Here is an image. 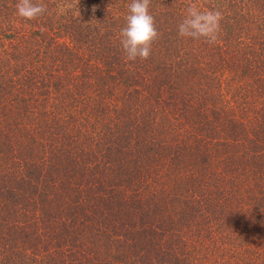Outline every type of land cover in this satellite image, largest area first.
<instances>
[{
  "label": "trees",
  "instance_id": "obj_1",
  "mask_svg": "<svg viewBox=\"0 0 264 264\" xmlns=\"http://www.w3.org/2000/svg\"><path fill=\"white\" fill-rule=\"evenodd\" d=\"M0 0V264H264V0ZM195 4L214 44L181 38ZM96 11L93 13L92 9Z\"/></svg>",
  "mask_w": 264,
  "mask_h": 264
},
{
  "label": "clouds",
  "instance_id": "obj_2",
  "mask_svg": "<svg viewBox=\"0 0 264 264\" xmlns=\"http://www.w3.org/2000/svg\"><path fill=\"white\" fill-rule=\"evenodd\" d=\"M150 4L151 0H131L127 6L128 14L125 26L119 32V42L128 61L150 58L152 45L160 37L155 17L150 13ZM15 8L16 15L27 21L39 18L47 11L44 4L34 0H18ZM92 11H96L95 7ZM223 19L224 14L219 9L204 11L195 4H189L182 21L177 25V35L214 44Z\"/></svg>",
  "mask_w": 264,
  "mask_h": 264
}]
</instances>
